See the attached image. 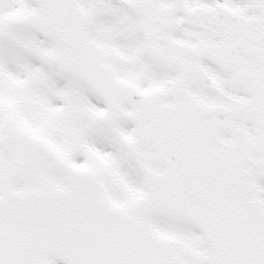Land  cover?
Returning <instances> with one entry per match:
<instances>
[{"label":"snow or ice","instance_id":"1","mask_svg":"<svg viewBox=\"0 0 264 264\" xmlns=\"http://www.w3.org/2000/svg\"><path fill=\"white\" fill-rule=\"evenodd\" d=\"M0 264H264V0H0Z\"/></svg>","mask_w":264,"mask_h":264}]
</instances>
